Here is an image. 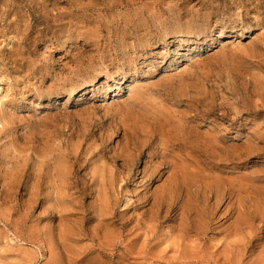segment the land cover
Segmentation results:
<instances>
[{
	"label": "rangeland",
	"instance_id": "374dc122",
	"mask_svg": "<svg viewBox=\"0 0 264 264\" xmlns=\"http://www.w3.org/2000/svg\"><path fill=\"white\" fill-rule=\"evenodd\" d=\"M0 264H264V0H0Z\"/></svg>",
	"mask_w": 264,
	"mask_h": 264
},
{
	"label": "bare ground",
	"instance_id": "6f19581e",
	"mask_svg": "<svg viewBox=\"0 0 264 264\" xmlns=\"http://www.w3.org/2000/svg\"><path fill=\"white\" fill-rule=\"evenodd\" d=\"M173 115V114H172ZM193 156V155H192ZM195 157V156H194ZM179 185V184H178ZM173 189V188H172Z\"/></svg>",
	"mask_w": 264,
	"mask_h": 264
}]
</instances>
